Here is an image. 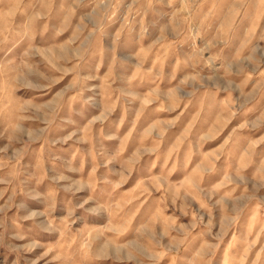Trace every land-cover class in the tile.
<instances>
[{
  "label": "rangeland",
  "instance_id": "obj_1",
  "mask_svg": "<svg viewBox=\"0 0 264 264\" xmlns=\"http://www.w3.org/2000/svg\"><path fill=\"white\" fill-rule=\"evenodd\" d=\"M0 264H264V0H0Z\"/></svg>",
  "mask_w": 264,
  "mask_h": 264
}]
</instances>
